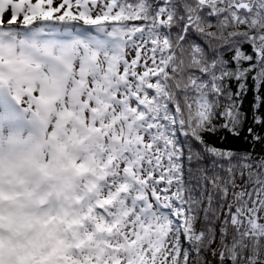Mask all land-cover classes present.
I'll return each instance as SVG.
<instances>
[{
	"label": "snow or ice",
	"instance_id": "1",
	"mask_svg": "<svg viewBox=\"0 0 264 264\" xmlns=\"http://www.w3.org/2000/svg\"><path fill=\"white\" fill-rule=\"evenodd\" d=\"M249 80L264 0H0V264H264Z\"/></svg>",
	"mask_w": 264,
	"mask_h": 264
},
{
	"label": "trees",
	"instance_id": "2",
	"mask_svg": "<svg viewBox=\"0 0 264 264\" xmlns=\"http://www.w3.org/2000/svg\"><path fill=\"white\" fill-rule=\"evenodd\" d=\"M249 91L242 98V103L240 104V111L244 116L243 123L240 128L239 135H233L226 130L220 131L210 137L211 140H214L217 145H223L226 148H230L237 153H251L253 160H259L261 156H264V143L256 141L253 142V136L249 134L248 129L252 128L254 133L264 136V124L257 125L253 121V115L264 114V105L258 110H253L254 103V92L252 91L251 81L249 80ZM233 88H235V83L233 82ZM236 163V161H233ZM204 168L208 169L207 175H211L213 168L211 160L207 161L204 165ZM188 165L185 163V180L191 181L193 184H196L199 181V184L202 186L204 184V175L192 176L187 175Z\"/></svg>",
	"mask_w": 264,
	"mask_h": 264
}]
</instances>
